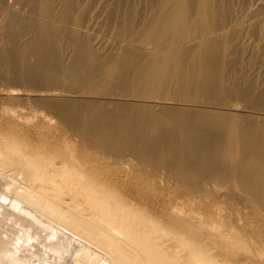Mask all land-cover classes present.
Returning <instances> with one entry per match:
<instances>
[{
    "label": "bare ground",
    "instance_id": "6f19581e",
    "mask_svg": "<svg viewBox=\"0 0 264 264\" xmlns=\"http://www.w3.org/2000/svg\"><path fill=\"white\" fill-rule=\"evenodd\" d=\"M0 98V264H264V0H0Z\"/></svg>",
    "mask_w": 264,
    "mask_h": 264
},
{
    "label": "rangeland",
    "instance_id": "374dc122",
    "mask_svg": "<svg viewBox=\"0 0 264 264\" xmlns=\"http://www.w3.org/2000/svg\"><path fill=\"white\" fill-rule=\"evenodd\" d=\"M59 92L61 93V96H64L63 90L59 89ZM130 105H147V104H141L137 102H130ZM243 105L245 103H242ZM152 107V106H151ZM161 107L163 108H181V109H194L192 107H188L185 105H178V104H165L162 105ZM153 108V107H152ZM264 108V107H262ZM1 109H6V110H12L11 113H16V114H22L24 119L26 121H29V124H33L36 121V117L38 118L40 116L37 108H31L27 104H21L20 106L12 104L11 102L7 101L5 98H0V111ZM160 107L154 108L155 111H160ZM256 109H261L256 107ZM44 114L45 111H40ZM156 113V112H155ZM48 115L50 121H58L56 118H53V116ZM81 163L83 164L84 167L86 168H103V167H111L114 168L116 167L120 173L122 172L121 176L125 177L134 175L136 177H143L149 180L147 182V185H152V186H171L172 183H168L167 180L173 179V175L169 174L168 170L166 168L160 167H154L152 164L143 162L142 160L138 159L137 157L134 156H129L126 158H121L117 157L115 155H101L100 153H93L91 155L85 156V159H82ZM133 172V173H132ZM126 176V177H127ZM216 185V184H215Z\"/></svg>",
    "mask_w": 264,
    "mask_h": 264
}]
</instances>
